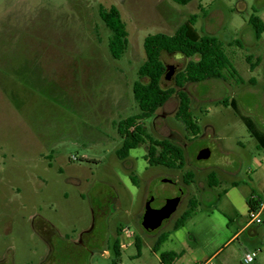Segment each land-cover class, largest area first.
Segmentation results:
<instances>
[{
	"label": "rangeland",
	"instance_id": "obj_1",
	"mask_svg": "<svg viewBox=\"0 0 264 264\" xmlns=\"http://www.w3.org/2000/svg\"><path fill=\"white\" fill-rule=\"evenodd\" d=\"M110 7L128 32L118 61L109 54L110 33L99 17L100 8ZM252 8L264 23V0L186 6L171 0H0V264H114L113 243L123 228L140 241V253L133 243L116 264H160L152 246L191 198L198 202L195 215L170 233L159 253L181 254L173 264H244V254L254 253L251 264H264L263 226L254 227L258 236L247 230L233 237L249 221L244 201L263 177L256 168L264 150L241 120L250 118L264 133V33L255 40L247 24ZM193 14L200 34L223 43L243 84L225 74L186 86L199 127L195 136L174 118L175 96L144 121L153 139L182 147L181 170L149 166L147 144L119 160L116 124L138 112L132 85L144 60V37L173 34ZM162 59L174 71L162 86L171 88L187 60ZM203 149L209 157L197 160ZM187 172L193 175L189 186L183 183ZM163 179L182 195L161 186ZM233 183L237 188L224 196ZM171 200L179 201L175 213L155 231H144L143 214Z\"/></svg>",
	"mask_w": 264,
	"mask_h": 264
},
{
	"label": "trees",
	"instance_id": "obj_2",
	"mask_svg": "<svg viewBox=\"0 0 264 264\" xmlns=\"http://www.w3.org/2000/svg\"><path fill=\"white\" fill-rule=\"evenodd\" d=\"M171 1L176 5L186 6L194 0ZM252 11L253 14L249 16L247 24L253 30L255 40L258 41L261 34L264 33V23L258 16L254 15L258 11L255 8H252ZM99 17L110 33L107 42L109 54L113 60L118 61L122 58L128 44L126 25L122 21L119 11L114 7L100 8ZM197 20L198 16L193 14L173 34L154 33L144 37L142 43L144 60L137 69V79L132 85V96L138 112L116 124V131L121 140V144L115 152L119 160H125L131 150L147 144L144 160L149 166L181 170L184 167L182 147L170 139H153L147 133L144 121L152 118L172 96H175L178 106L174 118L184 125L187 132L195 136L199 133V127L193 119L192 103L190 95L185 89L186 86L210 80H224L225 74L234 80L236 85L243 84L242 78L234 70L225 54L223 43L214 36L200 34L195 28ZM234 43L240 44L238 41ZM164 54L178 55L187 60L184 68L174 75V86L171 88H163L162 86L166 73V65L162 59ZM246 61L251 62V57L247 56ZM257 64L258 59L250 65V69L253 70ZM223 103L227 104V100H224ZM230 105L236 111L234 99H231ZM241 120L249 135L256 141L257 146L264 150V133L256 128L250 118L241 116ZM129 177L133 184H137V178L133 173ZM192 179V173L187 172L183 176V183L189 186L192 184ZM208 186L210 188L217 186L212 174L208 177ZM245 203L247 214L257 212L263 203V194L251 191L245 198ZM197 207L198 202L195 199H189L187 209L174 221L171 230L161 233L155 240L152 252L158 253L160 264H173L180 258L181 254L172 251L159 253V250L171 232L181 229L195 215ZM259 226L264 227V221L260 224L252 223L250 227H253V231L257 232L254 227ZM120 230L117 231V238L113 243L116 259L114 264L121 255ZM134 245L139 255L140 241L137 238H135Z\"/></svg>",
	"mask_w": 264,
	"mask_h": 264
},
{
	"label": "water",
	"instance_id": "obj_3",
	"mask_svg": "<svg viewBox=\"0 0 264 264\" xmlns=\"http://www.w3.org/2000/svg\"><path fill=\"white\" fill-rule=\"evenodd\" d=\"M173 73V68L166 66L165 79L169 80ZM209 155V150L203 149L198 152L196 159L205 160L209 157ZM159 183L161 184V186H168L177 189L179 196L182 195V191L176 187L177 184H175L174 182L163 179L160 180ZM178 205V200H171L164 203L156 212H145L140 220L141 227L148 233L155 231L162 225L165 220L169 219L175 213Z\"/></svg>",
	"mask_w": 264,
	"mask_h": 264
},
{
	"label": "built area",
	"instance_id": "obj_4",
	"mask_svg": "<svg viewBox=\"0 0 264 264\" xmlns=\"http://www.w3.org/2000/svg\"><path fill=\"white\" fill-rule=\"evenodd\" d=\"M249 222L260 224L264 221V212L262 208L259 209L257 212H251L248 214ZM134 235L133 233L126 228L122 229V235L120 238V250L125 251L127 248L133 245L134 243ZM255 254L254 253H245L243 256V263L244 264H251L254 261Z\"/></svg>",
	"mask_w": 264,
	"mask_h": 264
},
{
	"label": "crops",
	"instance_id": "obj_5",
	"mask_svg": "<svg viewBox=\"0 0 264 264\" xmlns=\"http://www.w3.org/2000/svg\"><path fill=\"white\" fill-rule=\"evenodd\" d=\"M258 168H259V169H258ZM257 170H261V172H262V174H263L262 179H258V183H257V185H258L257 192H258L259 194H263V203H262V205H261V208H262V211L264 212V160L262 161V164H260V166L257 165L256 171H257ZM233 184H236V185L234 186ZM233 184L231 185L230 189L224 191V193H223L224 196H229V194H230L234 189L237 188V183H233ZM244 203H245V201H244ZM245 209H246V212H247V206H246V203H245ZM251 224H252V223H250L249 221H245L244 223H241V225H240L238 231L233 235V237L236 236V235L239 234V233H242V232L245 231V230H251V237H253V236H258L257 232H256V231H253V230H254L253 227H250ZM182 228H183V227H182ZM182 228H181V229H182ZM179 230H180V229H179ZM179 230H177V231H179ZM177 231H175V232H177ZM172 233H174V232H172ZM170 235H171V234H170ZM170 235H169V236H170ZM233 237H232V238H233ZM168 238H169V237H168ZM167 240H168V239H167ZM167 240H166V241H167Z\"/></svg>",
	"mask_w": 264,
	"mask_h": 264
},
{
	"label": "flooded vegetation",
	"instance_id": "obj_6",
	"mask_svg": "<svg viewBox=\"0 0 264 264\" xmlns=\"http://www.w3.org/2000/svg\"><path fill=\"white\" fill-rule=\"evenodd\" d=\"M144 215V214H143Z\"/></svg>",
	"mask_w": 264,
	"mask_h": 264
}]
</instances>
